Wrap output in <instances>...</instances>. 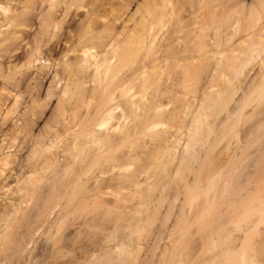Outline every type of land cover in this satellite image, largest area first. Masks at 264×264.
Returning a JSON list of instances; mask_svg holds the SVG:
<instances>
[{"label": "bare ground", "instance_id": "1", "mask_svg": "<svg viewBox=\"0 0 264 264\" xmlns=\"http://www.w3.org/2000/svg\"><path fill=\"white\" fill-rule=\"evenodd\" d=\"M13 1L0 5V91L13 94L0 92V133L12 114L10 132L25 142L18 156L0 141V190L17 184L0 206V264L47 233L39 253L59 257L52 230L80 215L89 244L61 264H182L190 229L199 245L187 264H264V0H141L144 55L131 71L135 0ZM118 3L122 32L94 10ZM89 6L102 25L56 40L44 61L54 30ZM37 63L57 115L35 135L36 107L20 114L18 94L22 64ZM18 163L29 167L19 189Z\"/></svg>", "mask_w": 264, "mask_h": 264}, {"label": "rangeland", "instance_id": "2", "mask_svg": "<svg viewBox=\"0 0 264 264\" xmlns=\"http://www.w3.org/2000/svg\"><path fill=\"white\" fill-rule=\"evenodd\" d=\"M19 1L20 0H18V6H19ZM247 1H252V0H247ZM8 3H10L11 6L14 5L13 0H0V5L8 4ZM140 3H141V0H135L134 4L127 11V13L134 14V13H136L137 9L140 8V10H141V11L139 10L140 14L137 13V15L133 19H131V21L125 23L126 25H128L129 30L133 34V37L131 40V45H130V48H131L130 51L132 52V57L134 59L133 60H132V58L130 59L131 61L129 62V66H131L130 67L131 69L130 68L128 69L130 71L141 63V61L143 59V55H144V48H143V45L141 43H139V37L144 35L145 17H146L145 16L146 15L145 10L146 9H145V6L141 7ZM91 9H92V7L89 6L86 10H80V11L72 10V11H70V13L67 15V17L63 21L62 28L61 29L58 28V29L54 30L56 37L53 38V41L51 43H47L46 46L43 47L42 53H43L44 61L52 59L51 57L48 56V52L51 48V45H53L56 40L62 39L63 41H65L67 39L73 38L75 33H77L78 31L84 30L88 26L87 23H91V26L93 28H98L102 25L100 22L103 20H100V19L89 20V18H86L87 12H89ZM94 10L96 13H100L101 15H104L105 17H107V20H108V18L111 20H115L116 21L115 23L117 24L116 26L119 27V30L122 32L123 23H122V20L120 19V15L122 14V16H123L125 11H124V8L122 7L121 4L118 3L113 8H111V6L109 7V5H107V6H105V10L103 9V7H101V5H96L94 7ZM40 12H41V10H38L36 12V14H37L36 25L39 24ZM112 13H115V14H112ZM125 16H123V17H125ZM59 20L61 21V19H59ZM107 22H110V20H108ZM125 24H124V26H125ZM35 29H36V26H35L34 30ZM123 32H124V30H123ZM68 34L70 35L69 38H68ZM133 41H135L134 44H133ZM62 43L65 44V42H62ZM22 65H23V67L20 68L21 72H20L19 77H23V88L21 90V94H18V95H21L19 98V101H18V109H19V111H21L20 114H22V113H25V110L29 111V109L36 107L37 119H36V124L33 127V130H34L35 135H37L39 132L42 131V129L45 127L46 123H47V126H46V128H44V131L52 128V125H53V123L56 119V115H57V111L56 112L54 111V109L57 105V102L55 100L50 101V100L46 99V94H47V91L49 89V84H50L49 83L50 81H48L47 77H45V79H42V78L39 79V77H38L35 80V78L37 76H39L40 72H38V71L42 70V64L41 65L38 64V66L34 67V68H27L25 66L26 64H22ZM18 71H19V69H18ZM29 78H31V79H29ZM28 82H30V83H28ZM1 84H2V81L0 80V87H1ZM27 84H29V85H27ZM33 87H34V94L36 95V97H38L34 101H33V99H31V94L28 93L30 91V89H32ZM6 89H7V87H6ZM12 91H14V90H12ZM136 91H139V88H137ZM0 92H2V91H0ZM4 92L5 93H3V92L2 93L3 94H11V98H13V94L11 92H8L6 90H4ZM152 92H153V89H149L147 91V93L145 94V98H139L138 100L147 99L151 95ZM25 97H27L28 99H26ZM11 98H10V100H8L6 102V106L3 108L2 113L4 110L7 111L8 108H6V107L9 106L10 103L13 104V100H11ZM26 103H28V104H26ZM92 104H94V103H92ZM90 107H91V104H90ZM86 108L87 107H84L81 109V111L79 112V114L76 117L77 118L76 121H79V119L82 118L83 114H87ZM90 110H91V108H90ZM13 116L14 115L11 114V115H9L8 119L5 120V125L3 127V133H0V141L6 142L7 146L14 145L15 148H13L11 150V153H13V152L16 153L18 151V156H19L21 153L20 150L22 149V145L25 141L23 139V136L16 135L15 133L10 132V130L13 128V123H12V119H11ZM128 116L131 117L128 119V121H131L134 119V116H130V115H128ZM62 131L63 130H61V133H62ZM11 141H14V142H11ZM64 143H65L64 140L58 141L57 147L62 148L64 146ZM8 151L6 149L4 152L7 153ZM47 155H48V157H46ZM50 157H51L50 154H46V155H44V159L42 158L40 162H42V161L45 162L46 158H50ZM18 167L16 165L11 166V168L15 171L14 173H16V172L21 173L20 175L18 174V189H19L21 187V185L26 181V179L29 176V167L26 165L24 166L23 164H19V163H18ZM15 168H18V169H15ZM26 169H27V171H26ZM20 176L23 177V179H21ZM10 186H11L10 190L8 189V186L4 187L3 189L0 190V206L6 202L5 200L10 198V196L12 194V190L15 191L17 184L14 182V183H11ZM20 195H21V193H20ZM20 195H18V205L21 204V203H19V201L20 202H21V200L24 201V199L22 198V195L21 196ZM23 205H25V204H23ZM84 217H85V215L73 217L71 220H69L67 223H65L62 226L60 231L55 232L54 230H52V234L56 235L55 240H57L59 242V248L64 247V251H63L64 253L62 252L59 257L56 256L54 258H51L48 255H42V257H41L42 253H41V251L39 253V250L41 249L43 252L42 247L44 245L42 246V244H45L46 240L48 239L49 233H47L46 235H43V236L36 235L35 239L29 243L28 250H27L28 251L27 257L20 258V259L18 258V260L16 259V260L7 261V262H4L2 264H61V262H63V261H68V259H70V257L73 254L77 253L79 249H81L82 247L89 244L92 233L89 232V235L86 236V233L88 231L86 229L87 223L85 224L86 220L84 219ZM161 218H163L161 214H157L155 216V220L153 221L154 223L152 222V224H151L152 227H154V228L151 227L154 231H156L158 228H160L162 226L161 225L162 224ZM172 218L174 219V217H172ZM81 223H83V224H81ZM181 223H183V222L181 221L180 224ZM180 224H178L179 227H181V228H182V226L184 227V224H181V225ZM77 229H79V230H77ZM83 230H86L87 232L83 231ZM68 234H70V235H68ZM76 234H78V235H76ZM82 239H83V242L81 241ZM80 242H82V243H80ZM78 244H80L79 247H78ZM164 244L167 246L168 241L165 240ZM198 245H199L198 235L194 233L193 229H190L187 232V234L181 239V242H180L179 260L181 261L182 264L183 263L187 264V263L196 261L197 254L195 255V253H196L195 250L198 249V247H197ZM75 247L76 248L78 247L77 250L75 249ZM72 248H73V250H71ZM38 253L40 256L38 255ZM35 255L37 256L36 258H35ZM41 259L42 260L44 259L43 262ZM182 259H184V260H182ZM40 262H42V263H40Z\"/></svg>", "mask_w": 264, "mask_h": 264}]
</instances>
